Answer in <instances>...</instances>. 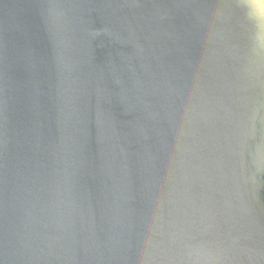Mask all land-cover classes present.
Here are the masks:
<instances>
[{"label": "water", "instance_id": "obj_1", "mask_svg": "<svg viewBox=\"0 0 264 264\" xmlns=\"http://www.w3.org/2000/svg\"><path fill=\"white\" fill-rule=\"evenodd\" d=\"M0 264H264V0H0Z\"/></svg>", "mask_w": 264, "mask_h": 264}]
</instances>
